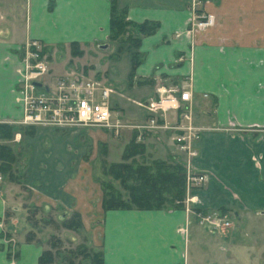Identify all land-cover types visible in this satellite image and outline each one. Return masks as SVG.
<instances>
[{
    "label": "crops",
    "instance_id": "1",
    "mask_svg": "<svg viewBox=\"0 0 264 264\" xmlns=\"http://www.w3.org/2000/svg\"><path fill=\"white\" fill-rule=\"evenodd\" d=\"M114 1L127 10L128 20L160 24L154 34L142 35L141 63L130 83L146 95L142 102L157 96L161 85L170 88L191 73L194 120L205 128L195 164L208 181L190 190L185 208L105 211L103 188L85 159L82 141L90 136L93 144L109 142L108 130L37 126L27 167L29 203L62 212L63 220L79 212L104 264L264 263V244L258 242L263 231L245 230L240 241L238 234L201 225L194 213L234 214L243 228L249 220L264 223V0ZM112 3L0 0V123L16 124L22 116L18 70L23 54L18 48L28 40L38 39L49 50L77 42L85 53L103 47L118 53L119 43L110 38ZM201 11L214 13L215 24L195 34L191 28ZM124 48L131 72L132 52ZM142 141L152 158L179 154L168 133L149 132ZM24 199L18 185H1L0 264H40L47 249L37 239L27 240L31 229Z\"/></svg>",
    "mask_w": 264,
    "mask_h": 264
},
{
    "label": "built area",
    "instance_id": "2",
    "mask_svg": "<svg viewBox=\"0 0 264 264\" xmlns=\"http://www.w3.org/2000/svg\"><path fill=\"white\" fill-rule=\"evenodd\" d=\"M215 19L213 13L200 14L196 16L191 30L202 31L212 27ZM18 49L23 54L22 67L18 70V103L22 116L15 123L48 126L56 130L101 127L110 129L116 136H120L125 129H135L139 131L138 141H142L143 136L149 132L168 133L186 171L188 195L192 188L208 181V175L199 171L195 164L199 156L197 144L205 128L197 125L194 120V95L188 86L166 88L161 85L157 96L146 102H138L148 110L146 122L123 123L119 119H112L113 109L109 99L114 90L110 86L84 74H68L56 77L50 83L46 82L50 71L42 42L30 39ZM37 81L42 86H37ZM189 201L187 196L185 202L189 204ZM194 213L198 222L212 231L225 232L232 226L228 217L220 211L196 209Z\"/></svg>",
    "mask_w": 264,
    "mask_h": 264
},
{
    "label": "rangeland",
    "instance_id": "3",
    "mask_svg": "<svg viewBox=\"0 0 264 264\" xmlns=\"http://www.w3.org/2000/svg\"><path fill=\"white\" fill-rule=\"evenodd\" d=\"M204 13L205 12L201 11L197 16ZM206 30L207 29L194 31L195 34H199ZM181 33H177L176 35L179 36ZM123 50L124 52H120L122 53L120 58L115 60L118 53L116 52L112 55L111 50H107V48L104 47L103 49H97L96 52L86 50L88 53H85L84 51L82 55H73L71 47H58L54 49L52 48V50L47 49V63L50 72L46 78V82L50 83L52 79L68 74H84L87 77L96 78L104 85L110 86L114 90L109 99L110 107L113 109V120L119 119L121 122L129 124L145 122L147 120L146 114L148 113V110L139 105L137 101H144L146 95L141 89H133L131 87L130 54L125 48H123ZM76 52H80V49H76ZM192 81L193 78L190 73L180 82L172 84L170 88L186 85L192 89ZM125 85L126 87H124ZM192 108L196 109L194 101ZM197 109L200 111L202 110L200 106H197ZM16 125L20 126L22 124L16 123ZM107 130L108 137L110 138L109 142L97 141L93 144L90 136L84 140V142L82 141L83 145L86 146L85 159L89 163V166L93 167V171L95 170L94 177L97 182L101 185L105 181L110 182L117 189L126 193L119 180H115L104 173V166L106 163L119 162L122 160L125 147L132 138V130L135 129H125L120 136H116L110 131V129ZM57 133L61 136L65 132ZM36 134L37 128H35L34 133H30L23 129L20 130V132H17L12 139H0V144L9 145L18 155V159L14 162L13 167L14 172L16 171L19 177L17 182L12 181L8 175L5 176L0 171V187L1 185H18L19 189L23 191V195L25 196L23 204L26 207V221L29 229H31L29 233L32 232L30 238L32 237L35 241L37 239L39 242L44 243L47 246V249L53 250L55 253L54 264H70L71 261H73V264H93L91 258H89L85 252L91 250L100 251L101 249L93 243L91 233L85 229L82 219H80L82 226L79 228L75 227L74 229H69L65 226V221L72 218L77 211L69 212V217L63 220V218L60 217L62 212L59 213L53 209H44L43 207H38L29 203L32 190L28 186L30 179L27 175V167L31 161L33 153V146L30 140ZM173 159L175 161H182L179 154ZM137 160L139 162L151 163L154 158L147 153L143 157H137ZM227 219L232 223V226L229 227L227 231L238 234L241 237L240 241H244L245 230L249 233L255 231H263L264 233V223L259 221L255 222L254 220H249L247 227L245 226V228H243L239 219L234 214L230 215ZM76 221H78L77 218ZM74 224L77 226L76 222ZM209 236L213 237L214 235L209 234ZM258 242L261 244L263 242L264 244V239L262 241L259 240ZM260 248L264 249V245ZM235 256L240 259L237 255ZM224 259H227V255ZM238 263L245 264L243 261H239ZM233 264L237 263L233 262Z\"/></svg>",
    "mask_w": 264,
    "mask_h": 264
},
{
    "label": "trees",
    "instance_id": "4",
    "mask_svg": "<svg viewBox=\"0 0 264 264\" xmlns=\"http://www.w3.org/2000/svg\"><path fill=\"white\" fill-rule=\"evenodd\" d=\"M160 24L145 21L134 23L127 19V10L120 9L113 0L111 7L110 38L119 43L118 54L126 47L132 52V70L130 82L133 81L135 71L141 63L139 47L142 35L154 34ZM73 55H82L79 43L70 45ZM80 49V52H76ZM47 48L45 47L44 52ZM35 126H22L12 123H0V139H12L17 132L25 130L34 133ZM137 134H133L126 145L119 162L106 163L104 173L115 180H119L126 193L117 189L110 182H103V208L105 211L112 209H174L185 208L187 196L186 171L180 161L174 159H159L149 162H139L137 157L147 154L145 142L137 140ZM18 159L14 150L6 144H0V171L8 175L12 181H18L17 172H14L13 164ZM76 218L78 221H76ZM80 214L74 213L73 217L65 221L69 229L79 228ZM77 223V226L74 223ZM31 233V234H30ZM28 233L27 240L32 241V232ZM91 258L93 264H104L102 251L85 252ZM55 253L52 249L43 252L40 264H54ZM73 264V261L70 262Z\"/></svg>",
    "mask_w": 264,
    "mask_h": 264
},
{
    "label": "water",
    "instance_id": "5",
    "mask_svg": "<svg viewBox=\"0 0 264 264\" xmlns=\"http://www.w3.org/2000/svg\"><path fill=\"white\" fill-rule=\"evenodd\" d=\"M35 84H36L37 86H42V83L39 82V81L35 82Z\"/></svg>",
    "mask_w": 264,
    "mask_h": 264
}]
</instances>
